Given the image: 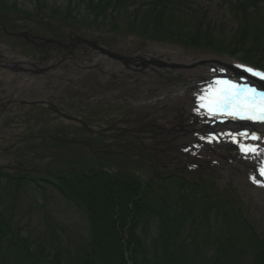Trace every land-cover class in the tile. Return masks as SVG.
Here are the masks:
<instances>
[{
    "label": "trees",
    "instance_id": "16d2710c",
    "mask_svg": "<svg viewBox=\"0 0 264 264\" xmlns=\"http://www.w3.org/2000/svg\"><path fill=\"white\" fill-rule=\"evenodd\" d=\"M90 24L240 57L264 68V0H222L226 22L186 0H81ZM139 177L130 164H89L44 176L0 172V264H264V237L217 179L188 169ZM153 166L158 165L153 163ZM52 189L77 208L76 250L38 241L16 219L23 187Z\"/></svg>",
    "mask_w": 264,
    "mask_h": 264
},
{
    "label": "flooded vegetation",
    "instance_id": "af4514ba",
    "mask_svg": "<svg viewBox=\"0 0 264 264\" xmlns=\"http://www.w3.org/2000/svg\"><path fill=\"white\" fill-rule=\"evenodd\" d=\"M120 37L68 21L1 12L0 144L7 146L3 153L15 152L14 129L24 131L18 142H59L79 153L90 148L101 159L110 154L109 147L134 149L144 129L189 127L178 116L155 126L150 122L163 95L171 98L189 86L183 72L169 69L186 56H159L149 41Z\"/></svg>",
    "mask_w": 264,
    "mask_h": 264
},
{
    "label": "rangeland",
    "instance_id": "374dc122",
    "mask_svg": "<svg viewBox=\"0 0 264 264\" xmlns=\"http://www.w3.org/2000/svg\"><path fill=\"white\" fill-rule=\"evenodd\" d=\"M13 4L16 0H10ZM34 1V2H33ZM38 0H18L17 1V10L25 11L30 13L35 7V2ZM80 0H41L42 9L47 8L50 12H53L54 15L61 16V13L64 14H82L86 15L81 5L79 4ZM193 5L200 6L205 9H208L216 21H221L224 16V9L219 0H189ZM51 20V19H46ZM224 21V20H223ZM222 22V21H221ZM228 27H231V24L228 22ZM144 39V38H143ZM146 42V39H144ZM181 48V47H180ZM178 47H169L158 44H152L150 49L156 53V55L162 56L163 52L169 53V57L174 59V54H182L188 59L192 60L191 66L187 65V71L192 72L198 69H195L197 65L201 62H209L222 65L233 64L236 62V59L229 58L227 56L206 52V51H195L190 49H183ZM195 63V64H193ZM206 69V67H203ZM161 97V96H160ZM162 98H169L167 95H163ZM186 100L185 97H178L176 100L175 106L179 101ZM167 102L160 104V109L162 110ZM190 104V103H189ZM168 114L164 112L163 115ZM195 129H198L197 126H194ZM192 128H190L191 130ZM23 130L14 129L12 130L13 135L16 137L15 143H18L17 138H20L23 134ZM1 134V132H0ZM12 135V136H13ZM106 139V138H104ZM201 137L190 135L188 140L192 145L199 147L198 145H203V142H200ZM165 140V139H163ZM165 141H162V143ZM7 146L0 144V150H4ZM19 150H24L22 145L17 146ZM49 148V147H48ZM200 148V147H199ZM202 151V148H200ZM51 153V152H50ZM203 159L204 166L214 169V175L219 179L222 190H225L233 198L237 200L238 206L242 207L243 212L252 222L256 225L259 233L264 236V196L255 194L247 182V178L241 174L240 167L236 164H227L224 159H226L223 151H213L204 150ZM53 156H47L45 159L43 156H31V159H23L28 164L27 168L31 171L38 172V169H49V164L53 161L54 157H61L52 152ZM219 155V156H218ZM229 156V155H228ZM52 159V161H51ZM66 162L64 163L69 168L70 166H80L82 163H71L75 160L72 156L66 155L62 157ZM11 161L9 155L3 154L0 152V167H6ZM57 163L58 169H64V164ZM217 163V164H214ZM15 164L18 166V163H9ZM159 164H163L162 161H159ZM164 165V164H163ZM19 167V166H18ZM176 167V166H175ZM20 168V167H19ZM162 168L160 169V171ZM139 177L145 175V171L139 168L133 170ZM24 198L18 201V213L16 216L19 224L24 228V231L28 234H31L35 240H40L44 242H50L51 244L56 245L58 248L63 246L65 250L74 251L78 246L84 243V239L88 236V227L86 221L82 215L78 212L72 204L68 203L66 200L62 199L58 194L54 193L52 190H30L27 195H23ZM241 203H240V202ZM244 201V204L242 203Z\"/></svg>",
    "mask_w": 264,
    "mask_h": 264
},
{
    "label": "snow or ice",
    "instance_id": "6c2138e0",
    "mask_svg": "<svg viewBox=\"0 0 264 264\" xmlns=\"http://www.w3.org/2000/svg\"><path fill=\"white\" fill-rule=\"evenodd\" d=\"M244 71L264 80V72L246 67ZM198 99L199 106L206 109L211 115H226L264 123V91H258L254 87L235 83L228 79H217ZM240 135L246 134L241 133ZM253 139L261 138L253 136ZM241 148L247 152L254 153L256 151L254 148H245L243 145ZM261 174L264 175V171Z\"/></svg>",
    "mask_w": 264,
    "mask_h": 264
},
{
    "label": "bare ground",
    "instance_id": "6f19581e",
    "mask_svg": "<svg viewBox=\"0 0 264 264\" xmlns=\"http://www.w3.org/2000/svg\"><path fill=\"white\" fill-rule=\"evenodd\" d=\"M260 234V233H259ZM261 235V234H260ZM262 236V235H261ZM262 237H264V236H262Z\"/></svg>",
    "mask_w": 264,
    "mask_h": 264
}]
</instances>
